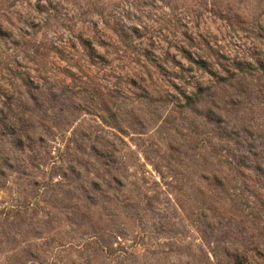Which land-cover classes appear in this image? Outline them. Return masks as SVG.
<instances>
[{
    "label": "rangeland",
    "instance_id": "obj_1",
    "mask_svg": "<svg viewBox=\"0 0 264 264\" xmlns=\"http://www.w3.org/2000/svg\"><path fill=\"white\" fill-rule=\"evenodd\" d=\"M0 264H264V0H0Z\"/></svg>",
    "mask_w": 264,
    "mask_h": 264
}]
</instances>
